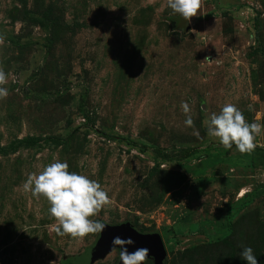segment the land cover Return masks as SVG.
Returning a JSON list of instances; mask_svg holds the SVG:
<instances>
[{"label": "rangeland", "instance_id": "obj_1", "mask_svg": "<svg viewBox=\"0 0 264 264\" xmlns=\"http://www.w3.org/2000/svg\"><path fill=\"white\" fill-rule=\"evenodd\" d=\"M199 11L187 22L166 0H0V264H84L69 258L97 240L58 235L48 201L21 190L57 158L111 197L93 219L157 231L164 264H246L241 245L264 264V134L240 153L203 124L226 103L264 123V0ZM118 260L113 248L89 264Z\"/></svg>", "mask_w": 264, "mask_h": 264}, {"label": "clouds", "instance_id": "obj_2", "mask_svg": "<svg viewBox=\"0 0 264 264\" xmlns=\"http://www.w3.org/2000/svg\"><path fill=\"white\" fill-rule=\"evenodd\" d=\"M202 0H166V6L173 14H179L184 20L200 14ZM3 36H0V42ZM8 76L0 67V99L8 96ZM185 113V125H193L191 109L188 102H182ZM251 110V106H249ZM261 117L249 122L244 113L232 103H226L220 111L210 113L203 121L207 135L215 138L224 149H235L240 153H251L259 145L256 137L264 134V123L259 122ZM24 193L32 197H43L48 201V214L56 223L53 229L60 236L69 235L73 238H84L88 234H97L100 237L107 222L93 219L106 205L111 203V197L101 186L99 181L91 179L76 171L69 170L66 160L54 159L44 165L39 173H29L21 185ZM121 224L123 222H120ZM136 242L131 235H114L111 238V248H119V264H144L149 258V248L139 247L129 251L128 246ZM240 257L246 264H259L253 248L241 245Z\"/></svg>", "mask_w": 264, "mask_h": 264}, {"label": "water", "instance_id": "obj_3", "mask_svg": "<svg viewBox=\"0 0 264 264\" xmlns=\"http://www.w3.org/2000/svg\"><path fill=\"white\" fill-rule=\"evenodd\" d=\"M109 225L105 228L102 235L78 257V262L89 264L95 259L102 257L109 250L118 248H111L110 241L114 235H121L122 237L131 235L136 243L128 246L130 252L135 248L147 247L149 248V258L153 259V264H164L166 252L162 238L157 231L140 232L130 222ZM117 264H119V260Z\"/></svg>", "mask_w": 264, "mask_h": 264}, {"label": "trees", "instance_id": "obj_4", "mask_svg": "<svg viewBox=\"0 0 264 264\" xmlns=\"http://www.w3.org/2000/svg\"><path fill=\"white\" fill-rule=\"evenodd\" d=\"M261 149L264 150L263 147H262ZM78 257H79V256H78ZM78 257H72V258H69V259H70V261H72V262H78Z\"/></svg>", "mask_w": 264, "mask_h": 264}]
</instances>
